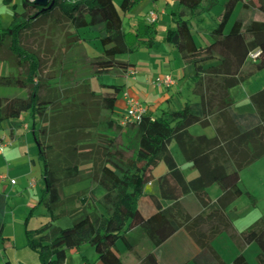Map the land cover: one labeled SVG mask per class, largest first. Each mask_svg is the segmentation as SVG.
I'll use <instances>...</instances> for the list:
<instances>
[{
	"label": "trees",
	"instance_id": "trees-1",
	"mask_svg": "<svg viewBox=\"0 0 264 264\" xmlns=\"http://www.w3.org/2000/svg\"><path fill=\"white\" fill-rule=\"evenodd\" d=\"M143 1L122 0L117 5L116 0H55L52 9L43 11L31 0H22L23 11L19 12L15 0H2L11 6L13 22L6 29L0 23V65L6 63L10 70L7 75L0 73V87L24 89L28 95L0 97V132L4 122L29 113L45 181L39 203L51 217L38 229H26L27 246L38 254L40 264H66L70 251H79L86 245L103 264H124L117 243L123 241L132 250L135 243L128 233L134 228H140L155 248L184 229L199 248L191 259L194 264H227L213 246L224 233L240 251L257 244V264H264V218L239 233L227 212L243 195L256 204L254 195L241 187V173L264 157V89L251 96L256 124L246 123L250 115L232 111L231 90L264 69V21L247 22L241 15L227 32L243 0L225 3L221 19L210 33L212 42L206 46L196 43L192 22H204V16L219 6L220 0H178L179 8L171 13L175 28L167 31L163 42L173 45L183 60L195 67L192 81L201 100L161 116L147 113L140 123L132 124L135 134L124 147L119 137L100 131L105 124L103 113H113L124 85H107L109 91L104 94H97L89 79L59 87L52 79L61 74L51 70L45 80L40 78L41 58L23 46V36L34 23L59 14L56 22L71 25L76 31L88 28L98 34L102 54L91 63L95 76L109 75L114 70L127 73L135 64L119 57L138 53L142 48L153 49L158 39L157 21L141 20L134 32L124 30V16ZM253 4L244 2L243 9ZM257 9L264 14V0H258ZM80 40L75 35L67 50ZM257 50L261 53L253 61L250 54ZM57 59L58 56L52 67ZM248 63L252 70L246 72ZM213 117L218 122L214 137L190 132L197 124L209 127ZM112 126L113 123L106 128ZM172 143L199 172L197 178L186 179L170 150ZM160 161L165 162L168 173L157 180L159 195H151L155 213L145 218L139 200L145 187L155 180L153 170ZM84 180H91L93 187L65 195V188ZM213 185L222 191L215 202L208 193ZM189 194L197 198L202 209L196 216L181 203ZM164 202L171 204L165 206ZM7 203L5 194L0 193L1 239ZM64 217L73 219L72 226L53 225ZM140 264H160L157 251L148 253ZM233 264L250 262L240 253Z\"/></svg>",
	"mask_w": 264,
	"mask_h": 264
},
{
	"label": "crops",
	"instance_id": "crops-1",
	"mask_svg": "<svg viewBox=\"0 0 264 264\" xmlns=\"http://www.w3.org/2000/svg\"><path fill=\"white\" fill-rule=\"evenodd\" d=\"M227 1L228 0H225L223 2V10L218 16L219 21L224 11V5ZM15 2L18 7L22 4V2L19 3L18 0H15ZM121 2L122 0H119L118 4H116L120 5ZM152 2V6L147 9L145 8L136 15H134L135 8L131 13L124 16V30L126 32H134L136 26L141 20L148 23L147 16L151 11H156L158 14V31L162 15L170 16V19L174 24L171 13L179 8L180 5L178 0H152ZM159 2L165 3V8L161 12L157 6ZM5 6L6 5L2 0H0V10ZM8 7L11 8V6ZM8 12L10 14L11 11ZM244 18L247 22L255 20V18L249 19L247 15ZM125 27H127V29ZM170 29L174 28H169L168 30ZM86 31L87 30L81 29L76 31V35L79 36L81 40L75 42L74 46H87L89 42L88 40L92 38L85 36L86 34L84 33ZM167 31L163 36H159V32L156 46L153 49L142 48L141 50L146 49L149 51H157L161 50V45H171L163 42V38L166 37ZM91 41L96 44L95 47L97 48V52L93 55V58H90L89 65L91 67V74L84 77L81 82L85 79H89L91 81L92 89L97 94H104L109 91L105 86L120 84L103 82V76H95L91 63L94 58L102 54V47H99L101 45H99L100 42L97 33H94V38L90 40V42ZM171 46L173 49L170 53L173 54V52L176 51L181 58L180 70L177 74L174 70L159 72L160 67H162V56H158V59L155 60L149 59L148 64L144 66L146 71L141 70L138 60L132 61L130 59V56H132L131 54L119 57V60L135 64V67L131 70L133 71V74L114 70L120 73L119 75L116 74V77L127 78V82L122 84L124 85V90L119 96L113 113L108 111H105L106 114L103 113L102 122L105 124L102 125L100 131L111 136L119 137V144L123 147L132 142V136L135 134V130H133L131 124L127 126L121 124L124 114L126 113L128 98L141 101L147 108V113L151 112L155 116H161L163 113L173 110H181L186 104H195L201 100L200 96L196 93L195 83L192 81V77L195 74V67L187 64L178 50L173 45ZM141 50L138 53H140ZM164 52L165 55H167L168 51L166 50ZM85 54L89 55L90 52L86 50ZM250 70H252V66L251 63H248L245 67V71L247 72ZM7 71L8 69L4 65V71H2L1 74L7 75ZM165 75H172L176 79V85L171 88L154 86V81ZM60 77L57 78V81L55 82L59 83ZM57 85L62 88L69 86V84L65 86L66 84L61 85L60 83ZM71 86L74 85L71 84ZM263 89L264 69L256 72L243 83L231 90V94L234 98L232 111L238 115H250V119L246 121L248 124H256L258 122L254 117L255 108L252 105L251 96ZM211 121L212 124L209 127L212 128L214 134L212 136H207L214 137L218 122L214 117L211 118ZM112 123L114 126L107 129L106 127H111ZM119 125L123 128L119 129ZM0 142L4 144V150L0 152V193L5 194L8 202L3 213L4 228L2 236L4 239L0 238V264H8V262H11L12 264H40L38 254L27 246L25 232L26 229L34 230L42 227L44 224L50 222L51 217L46 207L39 203L45 189V181L42 172L43 166L38 160V149L33 137V120L29 113L22 114L19 119L4 122L0 132ZM174 144L177 149H174ZM170 150L188 181L199 176V172L193 168V165L185 160L176 143L170 145ZM129 155H131L130 152ZM89 167L90 166L87 165L85 166V169L88 170ZM167 173L168 168L165 162L160 161L153 170L155 180L145 187L144 195L158 196L159 190L157 180ZM246 178L251 183L248 182ZM156 185L157 189L153 190L152 188H155ZM92 187L91 180H84L74 184L72 187L65 188L64 193L65 195H71ZM241 187L244 191H249L254 195L256 198V204L253 205L252 201L248 197V200H246V195H243L227 210L228 215L239 233L245 231L255 222L264 218V208L260 207L261 201L263 200L261 197L264 198V157L257 163L242 171ZM208 193L212 201L215 202L221 196L222 191L218 185H213L208 189ZM181 203L184 209L192 216H196L202 211L199 201L193 194L185 196ZM164 204L165 206H169L171 202H164ZM242 206L246 208V211L242 209ZM139 209L145 218L150 217L156 211L153 200H151L150 203L139 202ZM143 210L146 213L143 212ZM38 213L43 215L44 221L40 227H37L36 224ZM65 220L69 221L65 224ZM72 224L73 219L70 217H64L53 222L54 226L61 228L70 227ZM139 229L140 228H134L128 233L130 241L135 243L132 250H128L127 247L124 248L121 242L117 243L120 255H127L126 260H123L124 264H140L141 260L148 253L154 251H157L160 264H194L191 259L199 253V248L186 230L182 229L178 231L162 246L155 248L148 245L147 237L144 233L141 238L136 239L133 237L134 233L138 232ZM88 246L89 245L83 246L79 251H70L66 264H103L97 260L98 256L96 252L93 249H88ZM213 246L227 264H233L235 257L240 253H243L248 260V252L252 251L255 255L260 253V249L255 243L247 245L243 251H240L236 243L227 233L216 238L213 242Z\"/></svg>",
	"mask_w": 264,
	"mask_h": 264
},
{
	"label": "rangeland",
	"instance_id": "rangeland-1",
	"mask_svg": "<svg viewBox=\"0 0 264 264\" xmlns=\"http://www.w3.org/2000/svg\"><path fill=\"white\" fill-rule=\"evenodd\" d=\"M119 0H116V3L118 4ZM225 0H220V5L215 7L211 13L205 15V21L199 22L198 20H193V35L194 38L199 46H206L209 45L212 42V38L210 35V32L217 26L219 19L218 16L223 10V2ZM19 3L22 2V0H18ZM254 3L253 5H250L248 8L243 9V3ZM16 3V2H15ZM152 0H145L143 3H141L138 7H136V10L134 12V15L141 12L145 8H149L152 6ZM258 0H243L240 2L234 11V14L228 24L227 32L231 29L233 23L235 20L243 15L244 17L247 15L249 19L255 18V20L264 21V14L260 13L257 9ZM159 11L161 12L165 8L164 2H159L157 4ZM8 11H11L10 14ZM19 12H22V4H20L18 8ZM59 14H57L54 17H50L41 21H38L32 25V27L27 30L23 36L22 43L23 46L27 50H32L34 52H37V55L41 58L43 62V68L40 73V78L45 80L47 76L49 75L51 70L56 71L57 75L61 74L60 77V84L67 86L69 85H75L81 82V80L89 76L91 74V67L89 65L90 58H93L94 54L97 52V48L95 47V43L93 41L90 42L94 38V33L88 28H84L81 30H87L84 34L88 38H92L88 40L87 46H72L70 50H67V45L69 43H73V37L77 34L75 29L72 28L71 25L68 24H62L61 22H56V17ZM0 20H1V26L2 28L6 29L11 26L13 22V11L10 7L7 5L0 10ZM127 29V27H125ZM169 28H175V24L172 23L170 16L162 15L161 16V22L159 24V36H163L166 31ZM86 41V40H85ZM101 45V44H99ZM98 45V46H99ZM101 47V46H99ZM52 51H49V50ZM161 50L157 51H149L146 49L141 50L140 53H134L131 54L130 59L132 61H139V67L142 71H146L144 66L148 64V60H155L158 59V56H162V67H160L159 72H164L166 70H174L177 74L179 72L181 58L179 54H177L176 51L170 53V51L173 49L171 45H161ZM89 51L90 54L86 55L85 51ZM168 51L167 55H165L164 51ZM58 56L56 66L52 67L54 58ZM4 57V55H3ZM6 57V56H5ZM63 60L64 62H61ZM4 65L8 69V74L10 72L8 66L6 63H2L0 65V73L4 71ZM119 75L120 73L117 71H114L112 74H109L107 76L102 77L103 82H112L115 84H124L127 82V78L124 77H116L115 75ZM56 79H52V82L55 84H59ZM41 93L44 95L45 91L42 90ZM28 95L27 90L19 89V88H12V87H0V97H11V96H20V97H26ZM122 99V96H121ZM106 114V112H104ZM6 129V126H5ZM195 136L200 135H209L212 136L213 130L211 127H203L200 124L194 125L191 128L190 131ZM37 147V146H36ZM174 149L176 145L174 144ZM246 180H248L246 178ZM248 182H250L248 180ZM251 183V182H250ZM249 184V183H248ZM73 186V185H72ZM69 186V187H72ZM68 187V188H69ZM153 190L157 189V185L155 188H152ZM148 194V193H147ZM263 196V195H262ZM263 200L261 201V208H264V198L261 197ZM248 200L247 196L245 198ZM152 200V197L150 195L142 196L139 200L141 203H150ZM242 209L246 211V208L242 206ZM143 212H145L143 210ZM146 213V212H145ZM37 227H40L43 224V215L41 213L37 214ZM62 219V218H60ZM69 220H65L66 222ZM71 224V223H70ZM67 226V225H64ZM66 228V227H65ZM143 235V232L141 229L138 230V232H135L133 237L138 239L141 238ZM147 237V236H146ZM147 239V243L149 246H153L150 240ZM124 248H126V244L123 241H120ZM88 249H92L90 246L87 247ZM143 249V248H142ZM123 260H126L127 255H121ZM256 256L252 251L248 252V258L251 264H257Z\"/></svg>",
	"mask_w": 264,
	"mask_h": 264
},
{
	"label": "built area",
	"instance_id": "built-area-1",
	"mask_svg": "<svg viewBox=\"0 0 264 264\" xmlns=\"http://www.w3.org/2000/svg\"><path fill=\"white\" fill-rule=\"evenodd\" d=\"M158 20V14L156 11L149 12L147 16L148 23H154ZM261 51L257 50L250 54V59L255 61L260 55ZM128 74H133V71H129ZM154 86L156 87H165L171 88L176 85V79L172 75L161 76L157 80L154 81ZM147 114V108L143 105V103L139 100L128 98L127 99V109L124 114L122 125H132L137 124L142 121V118ZM4 150V144L0 142V152ZM14 183V181H13Z\"/></svg>",
	"mask_w": 264,
	"mask_h": 264
},
{
	"label": "water",
	"instance_id": "water-1",
	"mask_svg": "<svg viewBox=\"0 0 264 264\" xmlns=\"http://www.w3.org/2000/svg\"><path fill=\"white\" fill-rule=\"evenodd\" d=\"M35 5L43 8V11L50 10L55 5V0H31Z\"/></svg>",
	"mask_w": 264,
	"mask_h": 264
}]
</instances>
